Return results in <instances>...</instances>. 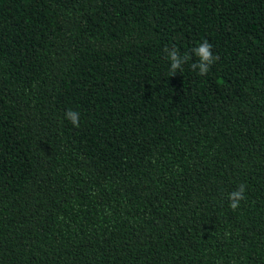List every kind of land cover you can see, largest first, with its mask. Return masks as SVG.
Segmentation results:
<instances>
[{"label": "trees", "instance_id": "16d2710c", "mask_svg": "<svg viewBox=\"0 0 264 264\" xmlns=\"http://www.w3.org/2000/svg\"><path fill=\"white\" fill-rule=\"evenodd\" d=\"M0 264H264V0H0Z\"/></svg>", "mask_w": 264, "mask_h": 264}, {"label": "clouds", "instance_id": "9594fccd", "mask_svg": "<svg viewBox=\"0 0 264 264\" xmlns=\"http://www.w3.org/2000/svg\"><path fill=\"white\" fill-rule=\"evenodd\" d=\"M165 52L167 53V59L170 61L169 74L171 76H174L177 72H182L183 66L189 63L193 55L197 58V61L191 63L190 67L200 76L207 75L211 65L219 60V56L213 54L212 45L207 40L199 43L191 52L181 53L175 46L165 48ZM65 118L69 120L74 127L79 128L80 113L78 111H67L65 113ZM246 187L245 184H240L237 189L228 194L229 206L232 210H236L241 202L246 199L244 195Z\"/></svg>", "mask_w": 264, "mask_h": 264}]
</instances>
